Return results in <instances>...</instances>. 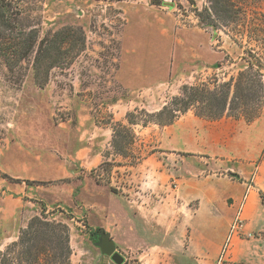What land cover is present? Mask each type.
Returning a JSON list of instances; mask_svg holds the SVG:
<instances>
[{
  "label": "rangeland",
  "instance_id": "rangeland-1",
  "mask_svg": "<svg viewBox=\"0 0 264 264\" xmlns=\"http://www.w3.org/2000/svg\"><path fill=\"white\" fill-rule=\"evenodd\" d=\"M8 1L12 4V16L18 13L17 20L12 21L13 35L32 29L37 37L24 58L6 62L0 56V195L4 213L15 208L16 217L2 221L0 260L6 246L18 239L20 228L44 209L50 220L68 227L70 253L66 259L64 257V263L61 258L57 261L54 256L61 251L64 253V248L57 243V248L61 250L49 248L47 241H39L46 251L41 252L37 260L33 254L29 262L23 264H116L96 245L99 231L91 229L84 217H75L72 201L66 203L62 200L48 206L42 201L41 194L42 191H57L59 184L68 182L52 177L60 173L58 166L65 163L61 149L69 143L68 131L74 124V94L97 90L99 99L96 102L101 104L113 99L117 93H124L112 79L121 51V30L127 21L124 10L128 5L139 2L173 12L174 17L185 23L193 20L201 26L206 25L211 33L215 32L213 42L224 53L218 63L207 72L195 74L191 80H169L141 90L138 93L139 105L127 112V122L111 123L113 152L122 155L130 153L135 138L132 124H168L189 109L199 114L208 102L216 105L210 97L211 93H225L227 102L223 115L232 114L243 119L251 117L249 121L244 120L257 121L256 127L250 130L251 145L244 144L242 150L243 155L249 149L253 152V143L257 141V162L252 166L251 178L258 190V209L255 221L246 220L241 209L235 211L216 259L208 261L195 254L190 264H264V0H221L218 6L213 0ZM163 1L172 2L173 6L164 5ZM201 17L212 25L201 23ZM60 32L69 37L61 43L60 51H53L52 55L57 60L47 74L44 69L40 70L38 82L45 79L40 85L35 82L34 61L46 43L55 36L60 40ZM140 42L148 45L150 35H140ZM50 61L43 62L48 65ZM259 64L262 66L259 71L261 77L256 74ZM258 79L262 82L260 88ZM184 85L198 87L204 100L185 108L178 98L183 95ZM89 98L87 96L85 100L89 102ZM214 107L219 111L217 105ZM97 112L103 121L110 122L111 112L108 109L102 106ZM108 153L105 151L106 158ZM113 164V161L104 160L96 168L95 173L100 180L108 182ZM29 174L35 178L46 176L47 180L34 183L32 195L22 197V186L29 179ZM172 187H177L176 182ZM19 196L21 200H18ZM239 222L240 227L237 228ZM59 233L62 234V231ZM214 236L218 237V233ZM154 246L153 242L141 245L132 253L118 245L116 249L124 256L122 264L184 263L179 258H172L171 254L175 251L154 249ZM196 246L195 242V249Z\"/></svg>",
  "mask_w": 264,
  "mask_h": 264
},
{
  "label": "crops",
  "instance_id": "crops-1",
  "mask_svg": "<svg viewBox=\"0 0 264 264\" xmlns=\"http://www.w3.org/2000/svg\"><path fill=\"white\" fill-rule=\"evenodd\" d=\"M124 11L127 21L112 79L124 93L101 104L96 102L97 90L74 94V124L69 143L61 149L65 163L52 177L68 182L59 184L57 191H42V201L48 206L72 201L75 217H84L93 230L108 232L118 247L131 253L153 242L154 249L175 251L172 258L183 264H190L195 254L216 259L235 211L241 209L246 220L255 221L258 190L251 176L257 141L253 152L243 155L242 147L251 145L250 130L257 121L229 115L207 119L189 109L168 124H132L130 153H114L111 123L127 122V112L139 105L141 90L169 80H191L224 53L213 42V33L193 20L185 23L173 12L139 2ZM143 33L151 37L148 45L140 42ZM102 106L111 112L110 122L99 117ZM104 160L114 162L108 182L95 173ZM27 180L22 197L32 195L34 181L47 178L29 174ZM1 202L0 195V240L2 221L16 218L15 208L4 213Z\"/></svg>",
  "mask_w": 264,
  "mask_h": 264
},
{
  "label": "trees",
  "instance_id": "trees-1",
  "mask_svg": "<svg viewBox=\"0 0 264 264\" xmlns=\"http://www.w3.org/2000/svg\"><path fill=\"white\" fill-rule=\"evenodd\" d=\"M215 6H218L221 0H213ZM206 10V9H204ZM227 11V9H225ZM13 8L12 4L8 0H0V56L3 59L7 60L6 62L12 61L16 62L22 58H24L33 47L37 33L34 30L30 29L29 31L21 30L19 34L13 35V27L12 21L17 20L18 13L15 12V17H13ZM201 23L207 25H212L210 22L205 21L204 18H200ZM206 26V25H204ZM61 33V32H60ZM60 33L56 35H60ZM69 37L68 34L63 35L61 33V38L58 41L56 36L51 39L48 43H46L38 56L34 61V74H35V82L40 85H43L45 82H38V76L40 74V70L44 69V72H48L49 68L54 64L57 60V57L53 56L52 53L54 50L60 51L61 43H63ZM44 60H51L48 65H45ZM12 65V64H11ZM9 65V66H11ZM262 66L259 64V68H256V74L258 77H261L260 68ZM259 82V88L262 85L261 79L257 80ZM222 85H229V83H223ZM196 86H183V95L179 98V101L182 102L183 106L187 108L190 104L196 101H203L204 95L197 90ZM203 89V88H202ZM210 91V89H208ZM212 100L218 107L219 111H216V105L212 102H208L207 107L200 112L199 116L205 117L207 119H216L223 116L224 106L227 102V95L224 93L217 94L216 92L211 93ZM232 116V114H231ZM253 115L252 117H254ZM234 117V115H233ZM237 118V116H235ZM245 120H251V117H245ZM173 120V119H172ZM171 120V121H172ZM169 121V122H171ZM161 123V122H159ZM168 123V122H167ZM29 182V180H27ZM38 181H34L36 183ZM40 183V182H38ZM100 229L95 230V232ZM62 231V234L59 233ZM68 227L65 224H61L60 222H56L54 220H50L47 215L43 211L39 214L33 215L27 225L25 227L20 228L18 239L12 241L9 245H7L5 252L2 254V258L0 260L1 264H13L17 262L19 264H23L24 262H29L30 257L34 254V259H38L39 254L41 252H45L46 248L41 247L39 245V241H43L44 243L47 241L49 244V248H57V245H60V248H64V253L61 251L58 255L54 256V259H60L61 262H65V259L68 257L70 253V249L68 246ZM58 250H61L57 248ZM65 257V259H64ZM52 258V254H51ZM64 260V261H63ZM56 261V262H57Z\"/></svg>",
  "mask_w": 264,
  "mask_h": 264
},
{
  "label": "water",
  "instance_id": "water-1",
  "mask_svg": "<svg viewBox=\"0 0 264 264\" xmlns=\"http://www.w3.org/2000/svg\"><path fill=\"white\" fill-rule=\"evenodd\" d=\"M164 5L169 7L173 6L172 2L163 1ZM215 32L213 31V36ZM96 245L100 248L103 255L108 256L116 264H122L124 262V256L116 249L114 241L110 238V234L103 229L99 230V239Z\"/></svg>",
  "mask_w": 264,
  "mask_h": 264
},
{
  "label": "built area",
  "instance_id": "built-area-1",
  "mask_svg": "<svg viewBox=\"0 0 264 264\" xmlns=\"http://www.w3.org/2000/svg\"><path fill=\"white\" fill-rule=\"evenodd\" d=\"M237 218H239V217H237ZM240 222H241V221H240ZM240 222L237 224L238 226L236 225V227H237V228H238V227H240V225H239V224H240ZM234 227H235V226H234Z\"/></svg>",
  "mask_w": 264,
  "mask_h": 264
}]
</instances>
